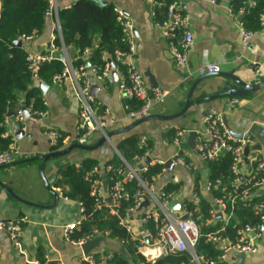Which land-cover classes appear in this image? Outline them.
Instances as JSON below:
<instances>
[{"label": "crops", "instance_id": "0c3cea01", "mask_svg": "<svg viewBox=\"0 0 264 264\" xmlns=\"http://www.w3.org/2000/svg\"><path fill=\"white\" fill-rule=\"evenodd\" d=\"M174 1L178 4V10L189 17L188 29L194 37L189 59L193 70L213 63L220 65L221 73H233L248 85H255L264 80V31L256 32L245 47L240 33V18H234L230 13L231 0ZM107 2L126 12L134 21L139 50L137 49L133 61L136 68L144 74L147 90L151 89L146 76L149 72L157 82L158 89L167 94L165 101L156 104L150 115L170 116L180 112L187 102L193 82L202 76L197 74L189 82L183 80L174 64L165 32L156 26L152 15L153 6L148 1ZM72 4L73 0H58L60 9L69 8ZM56 31V21L49 19L44 33L31 43L24 42L23 45L28 52L49 53L52 51V38ZM74 53L70 51V58L74 57ZM238 56H241V59L236 60ZM257 71H260L261 75H258ZM39 84L36 80L35 85ZM118 85L112 76L104 81L93 82L92 90L95 89L92 94L96 100L109 108L119 119L118 124L108 132L130 127L136 122L123 119L125 103ZM47 86L49 88L44 96V112H47L45 118L35 121L27 110L30 119L24 120L23 123H19L15 115L6 120V137H10L16 144L17 154L11 165L0 167V222L10 223L22 217H26L28 222L21 235V250L13 246L5 231H0V264H38L41 258L45 259L46 264H82L85 257L83 250L80 246L72 244L64 232L66 226L81 225L84 222L82 206L64 197L62 188L57 187V182L62 170L69 164L78 165L85 159H93L103 167L118 156V144L130 135L148 137L152 146V162L167 163L174 158L176 151L171 143L170 130L203 131L205 117L209 113H215L221 119L226 117L230 130L235 134H251L253 145L250 147L246 164L241 166L242 172L246 175L251 164L258 160L264 162V89L246 95L234 109L230 108V102L234 98L216 97L210 101L195 103L182 118L172 121L153 120L128 133L113 136L110 142L93 152L75 149L65 157L46 162L43 166L44 176L50 181L52 192L59 197L55 205L53 193L46 188L39 171L43 162L40 157L65 150L72 145H80L72 142L80 120V101L71 81ZM238 88L240 87L228 77L213 76L198 84L192 100L218 96L229 89ZM51 130L62 134L67 140L60 148H54L47 136ZM103 136L98 132L94 133L86 145L95 146ZM186 148L190 161L203 175L201 157L189 145ZM194 181V175L186 168L173 164V169L169 170L165 165L163 174L155 181V189L160 192L169 184H178L180 189L174 193L177 194V202L184 203L190 201L195 194ZM4 185L19 199L13 197ZM145 213L146 210L130 214L135 236H141V220ZM179 216L181 213H174V217ZM123 248L118 242L107 240L91 254L98 262L106 261L112 252L116 249L121 252ZM40 253L43 254L42 257ZM233 255L229 256L231 264L237 260ZM246 264H264V237L259 242L258 252L248 255Z\"/></svg>", "mask_w": 264, "mask_h": 264}, {"label": "built area", "instance_id": "2783aa9c", "mask_svg": "<svg viewBox=\"0 0 264 264\" xmlns=\"http://www.w3.org/2000/svg\"><path fill=\"white\" fill-rule=\"evenodd\" d=\"M146 1L153 7L160 5L157 0ZM233 1L234 0H231L230 13L234 18H240V33L242 35L243 45L246 47L257 33L246 29L243 16L247 8L256 6V3L254 0H246L244 7L241 8L239 12H235V8L232 5ZM59 11L58 0H48V10L45 16L47 20L53 19L56 21L58 35L56 36V34H54L52 38L51 52L45 54L29 52L28 62L30 72L36 76L43 64L58 59V55L60 54L65 55L66 60L63 62L65 64V70L62 74L54 78V83L60 84L71 81L75 89V94L80 101V120L76 127L75 138L72 142L86 145L89 138L94 133L98 132L105 135L106 132L118 124L119 119L112 114L109 108L104 107L98 102L92 94L94 80L104 81L111 78L112 72L114 71L118 75L119 93L125 103V116L123 119L137 121L147 117L151 114L152 108L156 104L165 101L167 97L165 92L158 88L147 90L144 83V74L141 73L134 64L133 59L137 53L135 25L133 19L126 12L114 7V11L117 14L119 24L122 28L123 42L127 43L129 46V51L127 53L118 52L116 54L117 63L120 64V67H123L124 70L115 69L112 71L110 65H107L104 70L100 71L98 67L91 68L90 70L86 68H81L80 70L73 68V60L70 58L68 50H62L60 53L54 46L53 42L57 37L62 39ZM152 15L154 16V13H152ZM259 21L262 25V31H264V14L259 17ZM155 24L165 32L174 64L180 71L185 82L192 81L197 74L203 76L221 72L220 65L213 63H207L195 70L191 68L189 59L190 52L194 46V37L188 29L189 17L178 10L177 2L169 6L166 20L162 23L155 22ZM20 40L23 43H31L35 38L23 37ZM89 53V50L85 51L86 56L89 55ZM239 59H241V56L236 58V60ZM257 73L261 75L260 71H257ZM134 101L139 103L137 109H134L130 105V103ZM239 104L240 100L234 98L230 102V108L234 109L239 106ZM24 110L25 109L18 111L16 115L19 123H23L25 120ZM46 115L47 112L45 111L34 113L31 116L37 121L45 118ZM204 123V130L196 131L195 139V152L201 157L202 161H213L225 153H232L234 156L232 167L233 190L231 192L223 191L222 196L214 199L213 209L211 211L212 219L208 223L214 224L217 221L216 216L219 213L223 216L222 220H229L230 215L228 217L226 215L228 206L234 204L238 200L247 203L253 209L257 217L255 224L247 225L238 231V238L234 243L226 238L218 236V234L208 237L209 242L216 243L224 250V254L220 259L229 262V256L232 254H256L258 252L259 242L264 237V194L260 193L264 191V162L258 160L254 162V164H251L245 175L241 169L242 164H246L247 159L244 153L246 148H250L251 145H253V141L250 138L242 140L235 139L226 129L222 119L215 113L207 114ZM190 132L191 131L187 129H178L172 137L171 143L176 148L175 156L172 161L173 164L184 167L194 174L199 170H197L194 163L190 161L186 148ZM47 136L51 140L54 148H60L67 141L62 134L53 130L49 131ZM149 143L150 140L148 137H140L139 147L143 150L145 149L146 154L136 157L137 164L135 166H130L123 161L119 153L118 156L122 159L123 165L119 168H115L112 165L107 166V172H114L116 176H124L122 180L117 179L110 193L104 187V179L97 178L93 181L91 195L95 199V211L110 208L112 214L119 217V210L122 202L133 200V206L128 211V216L130 217V214H134L139 210L143 202L149 200L151 206L146 210L141 220L143 226L141 236H135L133 234V226L131 225L129 217L127 220L121 219L120 222V224L126 226L127 230L133 235V242H138V238L141 237L137 249V254L139 256L145 259L146 262L155 263L158 259L163 257L188 253L193 258L192 264H216L215 262H204L195 252L196 245L200 239V218L196 217L195 211L189 210V202H192L194 206L199 204L200 199L198 195L195 193L190 201L180 203L182 209L179 211V213H181L179 218L184 215L189 216L188 221H182L174 217V214H170L168 211V206L173 201H177V194L174 192L168 193L165 190L156 192V180L153 179V182L144 180L143 173L148 171V164H145V160L150 157L151 152ZM16 154V144L12 143L8 151L0 152V167L11 165L14 162ZM151 164L166 165L164 162L154 163L152 161ZM100 174H103V171L96 168L87 174L86 180L91 181L92 175L100 176ZM131 181H136L138 184V189L133 197L125 190V185ZM222 185V180H218L214 186L211 183L204 182L202 190L205 194H208L211 192L212 188L217 189ZM252 198H257V202L254 204L251 203ZM82 212L84 214L83 207ZM149 221L155 224V233L144 229V226L148 224ZM27 222L28 220L26 217L19 218L10 223L0 222V231H5L9 235L13 246L18 250H21V235ZM79 226L80 224L68 225L64 228V232L72 244L80 247L95 238L106 237L110 234L108 231L103 234L98 229H94L80 241L74 242L71 240V235ZM146 238L149 239V242L146 241ZM112 258L113 255L109 256L106 261L101 260L98 262L94 255L90 254L84 257L82 264H107V260ZM140 264L145 263L141 262ZM229 264L231 263L229 262Z\"/></svg>", "mask_w": 264, "mask_h": 264}, {"label": "trees", "instance_id": "16d2710c", "mask_svg": "<svg viewBox=\"0 0 264 264\" xmlns=\"http://www.w3.org/2000/svg\"><path fill=\"white\" fill-rule=\"evenodd\" d=\"M100 0H73L69 8L59 11V22L62 31V39L56 38L54 46L61 53L62 50L74 51L73 68L80 70L86 68V62H90L91 68L98 67L100 71L107 65L113 64L115 69L124 70L117 63L116 54L127 53L129 46L123 42V32L119 24L114 6L107 3L101 5ZM246 0H234L232 2L235 12H239L244 7ZM256 6L248 7L243 22L247 30L252 32L262 31L259 17L264 14V0H254ZM160 3L153 7L154 21L162 23L166 20L169 6L174 0H157ZM247 7V6H246ZM48 10V0H0V152L8 151L13 140L6 137V120L9 113L17 115L18 111L26 109L31 115L44 112L45 99L39 86L35 81L46 85L54 84V78L65 70V64L55 59L50 63L41 66L36 77L29 70L28 50L25 46H18L16 42L23 37H40L46 28ZM58 35L57 31L55 32ZM100 42V44H99ZM89 50V55L85 51ZM232 99V98H231ZM130 105L135 109L139 103L132 102ZM178 129L170 130L172 137ZM140 136L130 135L124 138L117 146L121 158L130 166L137 164L136 157L144 156L146 150L139 147ZM152 148L151 142L149 143ZM115 156L114 159L101 167V164L93 159H85L80 164H69L61 173L57 182V187L62 188L64 197L81 204L84 209V222L71 235L74 242L80 241L85 235L90 234L94 229H98L103 234L110 232L106 240L116 241L125 248L130 256L126 258L118 249L112 252L113 258L107 260V264H192L193 258L188 253L163 257L155 263L146 262L137 254L138 242H133V235L126 226L120 224L121 219L127 220L128 211L133 206V200L123 201L120 206V216L112 214L110 208L95 211V199L92 197V183L95 179L107 177V191L110 193L117 179L122 180L124 176H116L114 172H107V166L119 168L123 165L122 159ZM234 156L232 153H225L215 160L210 161L209 177L207 182L213 186L218 180H222L223 185L217 189L212 188L211 192L205 194L202 190L203 177L200 171L192 173L195 177V193L199 197V204L196 206L189 202V210L196 212V217L200 218V239L196 245V255L204 262H215L216 264H229L222 261L220 257L224 254L216 243L209 242L210 235L221 236L230 242H236L238 231L247 225H253L257 217L253 209L244 202L236 201L230 204L226 211L229 220H217L214 224L208 222L212 219L211 211L213 201L222 196L223 191L231 192L232 187V167ZM148 171L143 173L144 180L153 182L160 177L165 166L158 164H148ZM96 168L103 171V174L92 175L91 181L86 180L88 173ZM113 178V180H112ZM136 181H131L125 185V190L133 197L138 189ZM180 189L178 184H169L165 187L168 193L177 192ZM257 198H252L251 203L257 202ZM144 229L156 232L155 224L149 221ZM42 253L40 256L42 257ZM99 257V256H97ZM40 264H46L41 258Z\"/></svg>", "mask_w": 264, "mask_h": 264}, {"label": "water", "instance_id": "95a60500", "mask_svg": "<svg viewBox=\"0 0 264 264\" xmlns=\"http://www.w3.org/2000/svg\"><path fill=\"white\" fill-rule=\"evenodd\" d=\"M99 4L101 5H106L108 2L107 0H100L98 1ZM135 36L137 37V34L135 33ZM100 44V42H99ZM16 45L18 46H23V42L21 40L17 41L16 42ZM137 49L139 50V47H137ZM137 50V51H138ZM65 55L64 54H60L58 55V59L62 62H64L66 59H65ZM86 69L87 70H90L91 69V64L90 62H86ZM110 69L112 71L115 70V66L113 64H110ZM148 80L150 81V85H151V89H156L158 88V84L157 82L155 81L154 77L148 72L146 74ZM213 76H224V77H228L230 78L234 83H236L240 88L238 89H229L227 92H225L224 94H220L218 96H214V97H210V98H204L202 100H197V101H193L192 100V96H193V93L194 91L196 90L198 84L200 82H202L203 80L207 79V78H210V77H213ZM36 77V76H35ZM112 77L114 78V81L115 82H119V79H118V75L116 74V72H112ZM39 87L42 91V94L43 96H45L47 94V91H48V86L42 82H40L39 84ZM95 88H93L94 90ZM264 89V80L259 82L258 84H255V85H248L244 82H242L238 77L234 76L233 73H229V74H224V73H218V74H206V75H203L201 78H199L198 80H196L195 82H193L192 84V87L190 89V92H189V95H188V98H187V102L184 106V108L176 113V114H173V115H170V116H162V115H153V116H147V117H144L142 119H139L137 120L134 124H132L130 127H127V128H124V129H120V130H116V131H113V132H106V134L102 137V139L95 145V146H89V145H72L70 146L69 148L65 149V150H62V151H58V152H54V153H51V154H47L43 157H40L42 158L43 162L40 164L39 166V171H40V174H41V177H42V180L46 186L47 189H49L51 192L52 190L50 189L51 188V183L50 181H48L45 176H44V173H43V166L46 162L50 161L51 159H54V158H57V157H65L67 155H69L72 151H74L75 149H79V150H82V151H87V152H93L95 151L96 149H98L100 146H102L103 144L105 143H108L111 141V138L115 135H120V134H124V133H128L130 132L131 130L135 129L136 127H138L139 125L141 124H144V123H147V122H150V121H153V120H160V121H172V120H176V119H179V118H182L184 117L185 115H187L189 113V110L190 108L195 104V103H201V102H206V101H210L216 97H224V96H228V97H232V98H237V99H242L243 97H245L246 95L248 94H252V93H255V92H258L260 90ZM92 90V92H93ZM151 93V91H150ZM24 113V118L25 120H28L30 119V115L28 114L27 110L25 109L23 111ZM12 114L9 113L8 117H11ZM204 116H206V114H204ZM222 121L226 127V129L230 132V134L235 138V139H238V140H242V139H248L250 138L251 134L248 133V134H235L234 132H232L228 126V122L226 120V117L223 116L222 117ZM22 134V132H21ZM19 134V135H21ZM189 141H188V145L189 147L192 149V150H195V139H196V132L195 131H192L190 132L189 134ZM117 153H118V150L116 149ZM249 152H250V148H246L245 149V157L247 158L248 155H249ZM152 161V158L151 157H148L146 160H145V164H149L151 163ZM209 166H210V162L209 161H204L203 162V181L204 182H207L208 180V177H209ZM166 167L169 169V170H172L173 169V161L170 160L169 162L166 163ZM104 187L105 189H107V177H104ZM2 184V183H0ZM13 197L19 199L18 196H16L14 194V192L8 188L7 186H3ZM53 193V196H54V201H55V205L58 203V200H59V197H58V194ZM261 194H264V191H261L260 192ZM110 202V200H109ZM151 206V203L149 200H146L145 202L142 203V205L140 206L139 208V212L143 211V210H147L149 207ZM182 209V206L179 202L177 201H173L169 206H168V211L170 214H174L175 212H179L181 211ZM180 220L182 221H188L189 220V216L188 215H184L182 217L179 218ZM216 219L217 220H222L223 219V216L221 213H219L217 216H216ZM143 232V230H142ZM106 238L105 237H98V238H95L89 242H87L86 244L82 245L81 246V249L83 250L84 252V256H88L90 255L94 250H96L97 248H100L101 246V243L103 242H106ZM146 241L149 242V239L146 238ZM121 253L123 255L126 256L127 259H131L129 254L126 252L125 248H123L121 250ZM237 260L234 264H246V259L248 257L247 254L245 253H236L233 255ZM50 264H56L55 262H52Z\"/></svg>", "mask_w": 264, "mask_h": 264}, {"label": "rangeland", "instance_id": "374dc122", "mask_svg": "<svg viewBox=\"0 0 264 264\" xmlns=\"http://www.w3.org/2000/svg\"><path fill=\"white\" fill-rule=\"evenodd\" d=\"M194 183H195V181H194Z\"/></svg>", "mask_w": 264, "mask_h": 264}]
</instances>
